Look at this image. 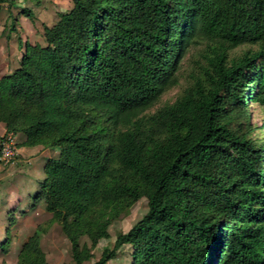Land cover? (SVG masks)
Returning <instances> with one entry per match:
<instances>
[{
    "label": "trees",
    "instance_id": "obj_1",
    "mask_svg": "<svg viewBox=\"0 0 264 264\" xmlns=\"http://www.w3.org/2000/svg\"><path fill=\"white\" fill-rule=\"evenodd\" d=\"M71 2L43 26L44 44L26 42L19 66L0 76V142L21 133L17 146L58 149L36 195L74 264H106L124 245L132 264H264V142L232 126L248 119L249 102L264 107V0ZM197 40L201 75L141 116ZM244 44L255 48L230 56ZM141 197L147 212L91 262L80 239L108 237ZM17 264H47L37 231Z\"/></svg>",
    "mask_w": 264,
    "mask_h": 264
},
{
    "label": "rangeland",
    "instance_id": "obj_2",
    "mask_svg": "<svg viewBox=\"0 0 264 264\" xmlns=\"http://www.w3.org/2000/svg\"><path fill=\"white\" fill-rule=\"evenodd\" d=\"M71 7V0L0 2V76L11 73L19 66L26 42L44 44L43 26L53 25L59 14ZM254 48L252 44H244L232 49L229 54L236 56L246 49ZM204 49L201 40L185 47L177 59V82L149 109L141 112V116L146 117L157 108L172 103L184 89L191 86L193 78L201 75L202 66L205 65L202 56ZM232 126L238 127L256 146H260L264 142V107L249 102L248 119L234 121ZM57 155L58 151L45 149L35 159L21 158L16 154L12 160L0 162V264H17L23 243L35 231L39 234V247L47 264H74L70 244L59 223L45 210L41 194L36 195L40 192L38 182L44 176L46 160ZM29 178L34 179L35 186L27 190L31 198H27L28 202L22 206L21 199L26 197L24 182ZM147 209V200L141 197L109 223L106 229L108 237L99 239L94 246L87 236L82 237L80 244L90 248V261L98 260L103 248H111L116 236L140 220ZM132 261L133 248L124 245L106 264H132Z\"/></svg>",
    "mask_w": 264,
    "mask_h": 264
},
{
    "label": "crops",
    "instance_id": "obj_3",
    "mask_svg": "<svg viewBox=\"0 0 264 264\" xmlns=\"http://www.w3.org/2000/svg\"><path fill=\"white\" fill-rule=\"evenodd\" d=\"M5 134V126L3 123H0V136H3ZM15 136V140H16V143L20 144L23 140H24V135L21 134V133H17V134H14ZM45 149H53L54 151H58V149L56 148H50V147H47V148H43L42 146H33V147H28V146H21V145H18L17 146V154L19 157L21 158H26V157H32L35 159V157H37L38 155H40L41 152H43ZM30 158V159H32ZM42 178V177H41ZM40 178V179H41ZM35 186V181L33 178H29L28 180H26L24 182V195H26V197L23 199L22 196H19V198L22 200V206H24L28 201H27V198H31V195L30 193H28V189H33ZM15 194V192H13ZM14 199V197L12 198Z\"/></svg>",
    "mask_w": 264,
    "mask_h": 264
},
{
    "label": "built area",
    "instance_id": "obj_4",
    "mask_svg": "<svg viewBox=\"0 0 264 264\" xmlns=\"http://www.w3.org/2000/svg\"><path fill=\"white\" fill-rule=\"evenodd\" d=\"M17 154V145L13 133L6 134L0 142V161L8 162Z\"/></svg>",
    "mask_w": 264,
    "mask_h": 264
}]
</instances>
